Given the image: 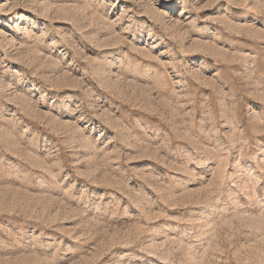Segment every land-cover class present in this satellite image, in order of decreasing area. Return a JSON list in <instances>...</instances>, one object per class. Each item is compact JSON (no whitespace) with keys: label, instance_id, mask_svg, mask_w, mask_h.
<instances>
[{"label":"rangeland","instance_id":"obj_1","mask_svg":"<svg viewBox=\"0 0 264 264\" xmlns=\"http://www.w3.org/2000/svg\"><path fill=\"white\" fill-rule=\"evenodd\" d=\"M0 264H264V0H0Z\"/></svg>","mask_w":264,"mask_h":264}]
</instances>
